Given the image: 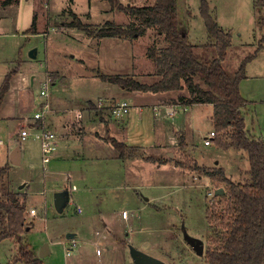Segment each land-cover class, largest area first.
Wrapping results in <instances>:
<instances>
[{"label":"rangeland","instance_id":"1","mask_svg":"<svg viewBox=\"0 0 264 264\" xmlns=\"http://www.w3.org/2000/svg\"><path fill=\"white\" fill-rule=\"evenodd\" d=\"M61 1L64 0L52 2L50 11L53 12L55 7L61 6L59 5ZM206 1L220 25L230 29L232 38H234V45L243 44L235 50H229L228 59L223 66L225 71L233 74L246 56L257 54L264 47V0ZM119 2L122 4L130 2L134 6H141L148 5L152 1L119 0ZM74 3L83 15L87 0H74ZM176 5L179 22L182 24V29L187 33L189 42L202 45L213 42V39L208 38L204 21L199 15V0H176ZM94 7L97 10L95 14L94 9V22L100 23L108 19L114 20L118 24L126 21L124 12L114 9V12L110 13L109 10L112 6L107 0L96 2ZM32 8L31 5L21 0L15 26L18 31L9 33L7 37H0V57L6 56L7 59H12L15 62L12 71L22 67L24 79L27 80L22 89V97H24L25 112L31 118L39 111L40 103L44 101L50 106L46 110L47 114H50L51 110L59 107V102H57V106L55 104V101L58 100L81 107L82 103L79 100H82L90 92L92 99L102 98L109 94L113 97L121 95L116 89L117 86L111 83H108L109 87L103 86L101 89H94L91 86L87 92L88 84L80 82L74 74L82 70L87 73L91 72L95 76H97L98 71L110 76L122 75L123 73L131 74L124 75L130 77H133L132 74L146 75L154 66L153 61L147 58V48L149 46L156 48L165 46L162 36L156 30L148 29L139 37L128 36L130 42H120L115 46L109 42L110 39H107L106 45L102 46L101 49L99 48L98 55L87 50L83 55L74 57L70 52L74 49L80 51L82 44L77 40L71 41V37L67 35L69 32L66 28L69 27L66 24L72 21L71 13L67 10H61L49 16V38H43L39 35L34 38L29 36L28 39H25L26 37L22 32L31 25ZM37 9L40 11V18L43 9L38 5ZM80 22L83 25H89L94 30L102 26L83 23L81 20ZM124 25H132L135 28L137 23L134 22L133 18H129ZM49 30L46 33L49 34ZM253 30L256 34H253ZM49 40L53 41L54 44H60L56 46V48L61 49L60 54L56 55V52L53 51L54 45H51ZM34 48H37L36 58L30 60L28 55ZM201 48L202 46L196 51L197 54L206 58L212 57L211 50L204 48L203 52ZM46 66L49 67L47 68V75H45ZM245 73L248 80L246 82L241 81L239 87L243 90L246 98H259L260 95L262 96V90L264 97V54L248 62ZM60 75L65 79L55 81L53 85L49 82L48 97L46 99L41 98L39 91L43 88V83L46 82L45 76L53 81L58 79ZM154 81L147 77L141 82L153 83ZM254 86H258L260 92ZM27 97H29L30 103L26 105ZM111 104L107 105L105 109H98L99 111L95 109V111L106 119L108 118L109 121L118 123L111 113V109L115 107ZM75 110L79 111V108ZM132 114V118L129 116L126 120L127 115H125V120L123 119V122L128 121L129 123L126 127L127 122H124L127 132L124 130L125 134H117L116 137L120 140L126 135L125 140L128 144L146 146L147 149H150L153 143V134L150 127L148 128L149 115L146 114L141 122L138 120L137 114L134 112ZM259 114L262 124H264V106L259 108ZM208 116V114L200 116V123L198 124L207 132H209L206 126L209 121ZM31 121H27L22 128L26 129L27 127L29 130L31 126L28 127V124ZM37 125L42 126L43 121L38 122ZM17 127L18 124H12L11 129L14 133ZM9 130L8 127L2 125L0 137L7 135L9 141L13 140L15 143L18 141L16 145L19 148L21 146L26 154L18 166H10L9 153L11 150L7 146L8 143L5 142V144L0 145V169L4 166H10L6 175L7 181L9 180L16 187L21 181L30 184L27 202L37 210V215L34 218L36 219L35 227L26 237L38 256L40 249L45 244L47 245L49 255L41 259L42 264H68L76 257L78 249L85 254L83 257L84 264H98V261L99 264H124L122 252L116 249L109 252L106 249L107 244H95L88 237V234L94 232V229L103 230L106 219L109 217L116 223L115 233H112L110 238V244L114 247L124 245L128 252L129 247H134L166 264H207L206 251L216 247L218 242L214 231L224 230V222L215 221L211 225L207 224L205 210L209 209L220 214L225 213V206L220 197L225 188L223 184L218 185L216 182H212L211 179L194 168L196 165L209 168L222 165L225 167L226 177L234 182L243 183L249 180L248 161L242 159L244 156L241 158L239 153L233 151L234 153L231 152L226 160H219L223 164H216V160L210 156V152L212 153L215 148H204L200 144L201 134L204 133H200L195 145L198 144L199 156L204 154L208 161H194L183 146H178V148L171 150L172 155L169 157L164 155V158H161V160L170 162L164 163L168 165L163 168L159 164L148 166V164L141 162L126 166L120 164L121 166L111 168L110 166L113 165L100 164L92 156L94 153L99 156L112 153L113 147L99 146L101 149H91L90 147H93L91 144L94 143L91 139H87L85 143L81 141L84 143L82 147L78 145L77 139L68 142L69 146L64 147V143L60 142L56 134L55 153L48 162L42 164L39 141L34 137L36 131L29 130L31 136L22 141L20 137L19 140L12 138V132ZM79 151L84 154L83 157H76L73 154ZM131 151L133 155H144L142 161L149 160L147 158L150 154L149 150L145 149L144 151L143 149L141 153L140 150L131 148ZM101 152L103 153L101 154ZM151 153L154 155V152ZM55 154L57 156L53 159ZM151 161L152 163L156 162L155 160ZM110 186L111 189H109ZM65 187L72 190L71 200L62 214L59 215L54 209L53 196ZM7 192L8 185L5 179L0 180V198L4 199ZM145 198L149 199L150 202L147 203ZM78 208L82 211L81 214H77ZM122 211L126 212V217H124L126 219H123ZM183 228L189 236L199 239L203 243V255L197 256L185 241L182 233ZM75 232L86 236L89 243L93 244H89L85 238L83 241L88 244L82 240H78V242L75 240L77 245L70 253L71 257H67L62 240L66 239L67 233ZM127 237L132 240L129 244H127ZM79 238L82 239L83 237L79 236ZM18 247L17 245L15 247V242L9 238L1 240L0 264L12 263Z\"/></svg>","mask_w":264,"mask_h":264},{"label":"trees","instance_id":"2","mask_svg":"<svg viewBox=\"0 0 264 264\" xmlns=\"http://www.w3.org/2000/svg\"><path fill=\"white\" fill-rule=\"evenodd\" d=\"M107 1L113 9L133 18L137 23L136 27L106 22L103 27L94 30L89 25H83L74 14L72 21L66 25L97 38L139 37L148 29H154L162 36L165 46L147 48V58L154 63L153 75L160 77L152 84L140 83L130 76H110L99 71L96 77L127 91L156 94L185 88L190 93L187 103L213 105L211 124L216 133L214 144L225 151L230 148L240 151L248 161L249 180L243 183L227 178L221 167L196 165L194 168L212 182L223 184L225 188L220 195L225 213L205 210L207 224L224 222V230L214 231L218 242L216 247L207 249L206 263L264 264V140H254L247 135L242 115L245 100L239 91L240 82L246 78V64L256 57V53L246 56L233 74L225 71L223 62L232 43L231 31H224L219 27L206 0H199V15L204 21L208 38L213 39V42L201 45V51L204 52V48L211 50L213 55L210 58L197 54L196 51L201 46L189 42L178 19L176 0H151L150 4L141 6L124 5L119 0ZM34 27L32 24L31 31ZM15 71L3 79L0 86V106ZM110 142L120 157H125L126 154L133 156L127 146L113 138ZM8 169V166L0 169V180ZM24 211L25 205L18 202L16 194L8 191L4 199L0 198V225L5 222L0 231V241L6 238L21 241L20 236L26 232L27 227ZM17 262L42 264L41 259L33 255L25 243L19 244L17 256L12 263L7 264Z\"/></svg>","mask_w":264,"mask_h":264},{"label":"crops","instance_id":"3","mask_svg":"<svg viewBox=\"0 0 264 264\" xmlns=\"http://www.w3.org/2000/svg\"><path fill=\"white\" fill-rule=\"evenodd\" d=\"M20 1L21 0H0V37L2 36L7 37L9 36V33H14L18 31L15 26H16V20H17L16 18L19 15ZM54 1L55 0H24L25 3H28L29 5H31V7H33L31 25L27 30L22 32L26 37L25 39H28L29 36L34 38V37H38L39 35H41L43 38L44 37L49 38L50 37L49 28L50 27H49L48 18L52 13H57L61 10H67L68 12L71 13V15L72 14L76 15L79 18V20H81L83 23H88V24L96 25V26L97 25L104 26V23L106 22H112L116 25L121 26L122 23L125 24L129 20V17L125 14L126 21L118 23V24L114 20H108L106 18H104L106 20L100 23L94 22L93 21L94 9H95V14L97 12L96 8L94 7V4L96 2H103V0H87V6H86V9L84 10L83 15L82 13L79 12L76 5H74L75 4L74 0L61 1V4H59L61 6H59L58 8L55 7V10L51 12L50 6L52 2ZM37 5L43 9V11L41 12L40 18H39L40 11L37 9ZM124 5H133V4L129 2ZM109 11L110 13H113L114 9L110 8ZM211 11L213 10L210 8V12ZM211 14L213 13L211 12ZM213 17L215 21H217L215 14H213ZM217 23L219 27H221L224 31L230 30L220 25L218 21ZM32 24H34L35 26L33 31H31ZM48 30H49V34L46 33L48 32ZM66 30L69 32L67 35L71 37L70 38L71 41L77 40L82 44L80 47V51H77L76 49H74V51H76L74 52L71 50L72 52L70 53L74 57L77 55L78 56L83 55V53L87 50H89L90 52H93V54L95 55H98L101 47L106 45L105 41L107 39H110L109 42L112 43V45L114 46L120 42L121 43L130 42L128 39V36L97 38L94 36L86 35L83 31L77 28L69 27L68 29L66 28ZM254 33L255 32L253 30V34ZM253 34H252V37H253ZM231 38H232V35H231ZM233 39L234 38H232L231 46L228 48L227 58L223 62V66L226 64V61L228 59L229 50L230 49L235 50L239 46L243 45V44H240L238 46H235ZM46 42H48L47 39H46ZM49 43L51 45H54L53 51L56 52V55L61 53V49L56 48L57 45H60L59 43L54 44L53 41L51 40H49ZM194 45L200 46L202 44L196 43ZM34 49L36 50L35 51V58H36L37 48H34ZM263 54H264V47L256 54V57L253 60H255L256 58H258L259 56ZM35 58L31 59L29 57L30 60H35ZM14 63L15 62L12 59H7L6 56L2 58L0 57V86L4 81L3 80L4 77L12 71L14 67ZM47 68L49 67L46 66L45 75H47ZM16 71H17L16 74L10 79L11 80L10 87L8 91L4 94V99L0 106V128L2 127V125H4L6 128L8 127V130L10 128L9 132H12L11 133L13 135L12 138H15V139L17 138L19 140L20 129L25 126V123L27 122L26 118L28 119L31 117H28V115L25 112V109H24L25 105L23 104L24 97H22V89L25 87L27 80L24 79L25 75L22 71V67H18ZM153 73H154V66L152 70L146 73V75L144 74L143 75L140 74V76H138L139 74H132V75L140 83L142 80H144L147 77L155 80L154 82H156L158 81L160 77H156L155 75H153ZM74 75L76 78L79 79L80 82L82 83L86 82V84H88L87 92L90 90L89 88L91 86H93L92 88L94 89H101V87L103 86L109 87V84H108L109 82H106V81L102 82L98 77H96L91 72L87 73L86 71L81 70V71H77V73H75ZM124 75H131V74L123 73L122 75H115V76L123 77ZM62 79H65L63 78L62 75H60L58 79L53 80V81H51L50 78L45 76L46 82H50V84L52 85L55 83V81L62 80ZM246 80H248L247 75H246V78L244 79V82H246ZM146 84H152V83H146ZM254 88L260 92L258 86L256 87L254 86ZM116 89L121 94V95H118L117 97H113L112 95L109 94L102 98L98 97L96 99H92L93 97L92 95H90L91 92L88 93V95L84 96L82 100H79L82 103L81 107H78L77 105H74L73 103L69 104L67 101H63V102L62 100L55 101L56 106L58 105L57 102L60 103L59 107H56L53 110H51L50 114H47L48 113L47 111L43 113L44 117L42 120L43 121L42 126H44L49 131L55 132L58 135V139H60V142L64 143V147L69 146L68 142H72L73 139H77L79 143L78 145H80L81 147L84 145L87 139H91L92 141H94V143L91 144L93 145V147H90L91 149H97V148L101 149L99 146L113 147L110 142V139L113 138L117 142L123 144L124 146H127L130 149L133 148V149H137L138 151L140 150L141 153L143 152V149L144 151L145 149L150 151V154L147 156V158L149 159L148 161L146 160L142 161V158L144 157V155L143 156L141 155L130 156V154H126L125 157H120L119 152L117 151L115 147H113L112 153L110 152L108 154H105L104 156L95 155L96 153H94V156L92 157L95 158L96 162H99L100 164L113 165V166H110L111 168H115L116 166H121V165H125V166L132 165L133 163H136V162H141L142 164H148V166L159 164V166L163 168L168 165L164 163H170V162H167L166 160H161V158L163 159L164 155H166L167 157L172 155L170 153L171 150L174 148H178V146H183L186 149V152L190 155V157L194 161H208V158H206L204 154H201L199 156L198 144L195 145L196 140L200 137V133H204V134H201L200 144H202L204 148H209V147L215 148V150L212 153L210 152L211 154L210 156L214 158L213 160H216L215 161L216 164L217 163H219L220 165L223 164L219 160H226L227 156H230L231 152L233 151L235 153H239L241 158L242 156H244L242 159H246V156L244 155V153L234 150L233 148H230L227 151L220 149L214 144V141H213L214 138L211 142V145L206 146L205 144H203L204 138L207 137L212 130H214V127L211 124V118H212L213 110H214L213 105L201 104V103H194V104L187 103V99H189L190 93L185 88L181 90H176V91L158 92L156 94L151 93V92H143V91L141 92L127 91L125 89L119 88L118 86ZM239 91L241 93L242 98L245 100V104L242 107V115L244 117V126H245L247 135L254 140H264V124H262L261 115L259 114V108L264 106L263 90H262V96L260 95V97L256 99H247L246 96L243 94V90L240 87H239ZM28 100H29V97L26 98V103H25L26 105L30 103V101ZM101 102H103V104H101ZM108 103L109 104L114 103V104H111L112 106L113 105L114 106L123 105L124 107H126L128 111L126 114L127 116L125 117L126 120L128 119L129 116H131L132 118L133 112L134 114H137V118L141 122L146 114L149 115L148 128L150 127L151 133L153 134L152 135L153 143L150 149H147L148 147L146 146L140 147V146L133 145L132 143L128 144L125 140L126 135L124 136L123 139H120V140L119 138L116 137L117 134H123L124 130L125 131L127 130L126 127L129 125V123L128 121H124V122H127L126 127H125L123 120L117 121L118 123H115L116 121H109L108 118L106 119L101 114H98V112H96V111H99L98 109H101V108L105 109L107 105H109ZM49 108L50 106L48 105V109ZM76 108H79V111H76L75 110ZM95 109L97 110L95 111ZM206 114L209 115L208 116L209 121L206 125L209 129V132H207L206 129H203L202 127L198 125L200 123V120H199L200 116H203ZM12 124H18V127L16 128L15 133L11 129ZM81 141L84 143H82ZM5 142L8 143L7 146H9V150H11L9 153V161H10V154L13 151V149L17 147L16 144L18 141H16V143L13 140L9 141L8 136L4 135V137L3 136L0 137V145L5 144ZM19 150H20V160H21L26 154V152L24 151V149H22L21 146ZM151 152H154V155H152ZM102 153L103 152H101V154ZM73 154L76 157L84 156V154L80 153V151L74 152ZM56 156L57 154H55L53 159H55ZM151 160H155L156 162L152 163ZM41 162L42 164L46 163L42 161V150H41ZM9 164L10 166H18L20 163L18 165H13L10 162ZM218 167H221L223 169L225 168L222 165ZM7 173L3 175L1 180L5 179L6 184L8 185V191L16 194L18 202L20 204L25 205L24 220H25V224L27 225L26 232L22 233V235L20 236L22 238L20 242H18L16 238H9V239L15 242V247L16 245L18 247V245L21 242H24L26 245H28L29 250L32 252V254L35 255L37 258L39 259L46 258L49 255V253L45 257H39L38 255H36L33 247L27 241V237H26V235L30 233L31 230L34 229L35 224H36V219L34 218H36V215H37V210H35V208L32 205H30L29 202H27L28 190H29L30 184H27L26 181H21V183H18L17 185L18 187H16L12 183H10L9 180L7 181V177H6ZM111 188L112 187L110 186L109 189ZM59 192L67 193L68 202L65 205L66 207L70 203L72 190H70L68 187H65L63 190L58 191L56 193H59ZM56 193L53 196V201H54V197L56 196ZM146 201L147 203L150 202L149 199H146ZM65 207L61 210V212L57 211L56 214L61 215ZM31 209L35 210L34 214L30 213ZM54 209H55V206H54ZM81 212L82 211L79 209V212H77V214H81ZM123 212L124 211H122V213ZM123 219H126V218L123 217ZM106 220L107 221L104 224L103 230L94 229V232H92L91 234H88L89 235L88 237L91 238V241L92 242L94 241L95 244H99V243L107 244L106 249L109 252H111V250H114V249L122 252L124 264H134L133 259L130 256V252H128V249H126L124 245H119V246L114 247L113 245L110 244L111 243L110 238L112 237V233H115L114 227L116 223L111 217L107 218ZM4 225H5V222L4 224L0 225V231H2ZM138 231L141 232V230H138ZM79 236L83 238L80 239ZM84 238H85V241L89 243L88 239H86V236L82 234L80 235L79 232L66 234V239L64 238L65 240L64 239L62 240V244L64 245L65 254H66L67 247L71 249L69 252V255L66 254L67 257H71L70 253L73 251V249L77 245L76 242L74 245H71V241L76 240L78 242V240L79 241L82 240V242L87 243L83 241ZM127 239H128L127 244H129L132 240L128 237ZM89 244L92 245L93 243H89ZM80 251H81L80 249L77 250L76 257L73 258L72 262L70 263L68 262V264H84L83 257L85 256V254L82 253V251L81 252ZM15 253L17 254V252ZM16 254L15 256H17ZM99 263L100 262L98 261V264ZM15 264H25V263L17 262Z\"/></svg>","mask_w":264,"mask_h":264},{"label":"built area","instance_id":"4","mask_svg":"<svg viewBox=\"0 0 264 264\" xmlns=\"http://www.w3.org/2000/svg\"><path fill=\"white\" fill-rule=\"evenodd\" d=\"M48 85L49 82H44L43 83V88L39 91V96L43 99H46L47 96V90H48ZM48 109V103L46 101L40 103V108L39 111L35 113L34 117L31 119H26L27 121H31L28 124L29 130H35L36 134L34 135V137L36 139H38L39 141V145H40V149L42 150V161L48 162L53 154L55 153L56 150V145H57V135L55 132L49 131L48 129H46L44 126H36V124L40 121L43 120L44 117V112ZM127 108L124 107L123 105H117L115 107H113L111 109V113L113 115V118L116 119L117 121H122L125 117V115L127 114ZM28 128L26 127V129L22 128L20 129V139L26 140L27 137L31 136V133L29 132ZM216 133L214 130H212L209 135L207 137L204 138L203 144H205L206 146L211 145V142L213 140V138L215 137ZM31 214L35 213L34 209L30 210ZM123 217H126V212H123L122 214ZM75 240L71 241V245L75 244ZM70 248H66V254L69 255L70 252Z\"/></svg>","mask_w":264,"mask_h":264},{"label":"water","instance_id":"5","mask_svg":"<svg viewBox=\"0 0 264 264\" xmlns=\"http://www.w3.org/2000/svg\"><path fill=\"white\" fill-rule=\"evenodd\" d=\"M35 49L32 50L29 53V57L31 59L35 58ZM10 162L13 165H18L20 163V150L19 147H15L13 151L10 154ZM54 206L56 211L61 212V210L65 207L67 201V193L66 192H59L56 193V196L54 197ZM182 233L184 234V239L185 241L189 244L191 249L195 252V254L198 255H203L204 250H203V243L199 240L196 239L192 236H189L184 228L182 229ZM129 252L130 256L133 259L134 264H166L165 262H162L148 254H144L143 252H140L139 250L135 249L134 247H129ZM39 257H45L48 255V247L45 244L39 252Z\"/></svg>","mask_w":264,"mask_h":264}]
</instances>
